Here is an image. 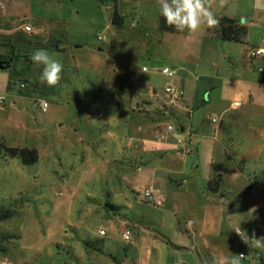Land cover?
Wrapping results in <instances>:
<instances>
[{
	"label": "rangeland",
	"instance_id": "374dc122",
	"mask_svg": "<svg viewBox=\"0 0 264 264\" xmlns=\"http://www.w3.org/2000/svg\"><path fill=\"white\" fill-rule=\"evenodd\" d=\"M134 4L10 0L8 14L0 18V57L10 58L0 70V92L6 96L0 104V264H137L131 253L137 233L162 239L161 231L170 238L164 230L165 215L174 211L148 204L143 191L156 187L130 191L122 174L131 156L142 165L147 146L157 147L153 131L176 121L164 101L134 99L135 89L147 92L145 87H151L166 95L167 86H178V74L188 76L189 71L176 70L173 77L161 73L166 67L177 68L173 57L179 46L174 36H163L168 32L160 30V20L155 25L153 16L134 13ZM219 30L218 23L196 34L182 32L187 45H182L179 57L197 66L192 68L197 81L194 74L191 79L199 83L200 93L193 110L204 109L199 97L210 96L211 87L217 89L212 98L217 95L228 110L236 93L247 92L245 80L230 69V59L245 66L246 51L219 41ZM38 49L63 65L55 87L39 81L42 66L30 59ZM144 67L149 72H143ZM14 80H22L26 88L12 86ZM43 103L49 104L46 111ZM180 125L176 122V128ZM9 148L36 150L38 161L25 165L7 152ZM154 153L157 159L164 155ZM260 156L264 159V149ZM257 176L264 185V167ZM230 193L234 192L227 190L224 196L230 198ZM232 197L236 219L250 225V235L257 236L251 215L241 217V210L248 208L244 199L235 193ZM131 206L136 218L158 223V232L138 227L137 231ZM175 210L183 211L178 205ZM126 228L133 231L130 242L122 240ZM233 235L239 238L236 231ZM165 252L169 250L159 240L138 241L133 247V254L150 264L173 263Z\"/></svg>",
	"mask_w": 264,
	"mask_h": 264
},
{
	"label": "crops",
	"instance_id": "0c3cea01",
	"mask_svg": "<svg viewBox=\"0 0 264 264\" xmlns=\"http://www.w3.org/2000/svg\"><path fill=\"white\" fill-rule=\"evenodd\" d=\"M1 1L3 7H0V18L8 14L10 0ZM133 1L134 13L144 17L153 16L155 20L153 22L158 25L161 16L157 0H147L150 2L148 4L144 0ZM213 11L219 23L222 18H229L248 28L246 44L222 41L241 46L246 51L245 66H236L237 62L230 59L233 64L230 69L235 68V75L237 72L239 78L245 80L247 92L236 93L235 100L231 102L228 110L217 95L212 98V94L217 91L214 86L211 87L210 96L199 97L205 106L204 109L193 110L196 97L198 98L200 93L197 91L199 83L196 85L192 80L194 74L197 81V74L192 69L197 66L183 62L179 57V52H184L182 45L186 44L187 38L182 33L163 34L174 36L175 46L181 48L176 51L177 57H173L175 60L173 62L177 64L174 71L180 72L185 69L189 71L188 76L181 72L177 76L178 86L175 87L179 92V101L172 105L168 104L167 96L159 94L151 87H145L147 92H144V89H135L134 99L152 98L153 101L157 99L164 101L169 113L176 117L175 125L169 121L167 124H170L169 126L173 124L172 130L167 127L153 131L157 147L152 150V146L151 149L147 146L146 160L142 165L135 162L131 156L126 162L128 165L124 166L125 173L122 175L124 185H131L130 191H137L144 186L156 187L164 194L163 205L174 213L171 216L165 215L167 219L164 230L169 232V238L165 233L157 231L158 223L152 219L136 218L132 207L134 203L132 204L130 213L136 228H150L162 234V239H158L137 233L131 247L132 256L137 260V264H150L149 260L133 254L134 244L143 240L161 241L169 250L165 253L166 256L172 257L171 264H216L222 256L233 254L246 255L240 264H261L264 261V249L250 247L239 234V238L234 237L233 233L239 227L248 239H251L253 235L249 232L253 229L250 225H241L239 219H236L234 212L236 204L233 203L232 197L235 193L238 199H244L248 208L241 210V217L251 215V222L255 224L254 229L259 232L255 238L264 237V185L259 182L257 176V170L264 167V159L260 156V150L264 149V59L250 58V52L261 45V38L264 36V0H228L224 7H220L217 0ZM32 28L36 31V28ZM189 66L193 67L190 69ZM144 68L143 72H149L148 69L144 71ZM8 82L9 77L7 86ZM204 92L203 89L201 95ZM236 101H241L242 106L234 108L233 104ZM176 122L181 124L179 129L176 128ZM163 134L170 136L164 138ZM155 151L162 152L164 154L162 158L157 159ZM210 182H215L214 188L209 186ZM230 184H235L237 190L234 191ZM227 190L234 192L230 193V198L227 194L224 196ZM173 200L183 210L182 212L176 214L177 205L173 206ZM183 214L188 216L184 218ZM169 242L181 249L172 247ZM235 244L236 250L233 248ZM174 255L177 256L173 259ZM178 255L180 258H177Z\"/></svg>",
	"mask_w": 264,
	"mask_h": 264
},
{
	"label": "clouds",
	"instance_id": "9594fccd",
	"mask_svg": "<svg viewBox=\"0 0 264 264\" xmlns=\"http://www.w3.org/2000/svg\"><path fill=\"white\" fill-rule=\"evenodd\" d=\"M217 0H157L159 15L162 16L168 27L177 32L187 31L190 35L198 33L203 28H213L219 21L216 18L213 6ZM228 0H219V6L224 7ZM34 64L42 66L39 81L49 87H55L62 79L63 65L54 59L44 49L35 50L31 56ZM3 97H0L2 100ZM235 231L250 247L264 249V237L259 239L248 237L238 227ZM242 233L244 235H242ZM244 254L222 256L216 264H240Z\"/></svg>",
	"mask_w": 264,
	"mask_h": 264
},
{
	"label": "trees",
	"instance_id": "16d2710c",
	"mask_svg": "<svg viewBox=\"0 0 264 264\" xmlns=\"http://www.w3.org/2000/svg\"><path fill=\"white\" fill-rule=\"evenodd\" d=\"M117 13L115 12V16ZM159 28L162 32L180 34L182 32H177L174 28L167 26L164 18L160 17ZM219 39L223 42H234L238 44H246L248 36V28L244 25H240L233 19L222 18L221 23H219ZM10 58L1 56L0 65H9ZM17 82V81H14ZM12 81L11 85H14ZM10 86V84H9ZM11 156L18 157L22 159L23 164L33 165L38 161V153L36 150L29 149H19V148H9L7 151ZM214 182H210L211 187Z\"/></svg>",
	"mask_w": 264,
	"mask_h": 264
},
{
	"label": "built area",
	"instance_id": "2783aa9c",
	"mask_svg": "<svg viewBox=\"0 0 264 264\" xmlns=\"http://www.w3.org/2000/svg\"><path fill=\"white\" fill-rule=\"evenodd\" d=\"M0 6L3 7V2L0 0ZM27 31H31L29 27H26ZM100 40H103V38H99ZM250 58L252 59H264V36L261 38V45L255 49H253L250 52ZM144 71H147V68H144ZM161 73L165 76L173 77L176 75L175 71L170 70L169 68H163L161 70ZM14 86L18 87L20 90H24L27 86L25 82L22 80H18L17 82L13 83ZM165 94L168 98V104H175L179 101V92L177 88L173 86H169L165 89ZM0 97H3L2 100H0V103H4L6 101V96L2 95L0 93ZM234 108H239L242 106L241 101H236L233 104ZM49 107L48 103H43V109L44 111L47 110ZM216 122V120H214ZM170 130L173 129V127H169ZM143 198L145 201L155 207H161L164 204V194L160 192L159 190H154L152 188H147L143 191ZM101 235H105V231L100 232ZM122 240L125 242H130L132 240V232L129 229H124L122 234ZM245 257V256H244ZM261 264H264L263 262Z\"/></svg>",
	"mask_w": 264,
	"mask_h": 264
},
{
	"label": "water",
	"instance_id": "95a60500",
	"mask_svg": "<svg viewBox=\"0 0 264 264\" xmlns=\"http://www.w3.org/2000/svg\"><path fill=\"white\" fill-rule=\"evenodd\" d=\"M3 69H5V67H4V66H2V65H0V70H3Z\"/></svg>",
	"mask_w": 264,
	"mask_h": 264
}]
</instances>
